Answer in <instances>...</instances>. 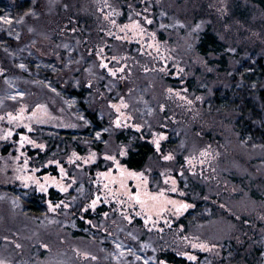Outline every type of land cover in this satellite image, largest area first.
<instances>
[{
  "label": "rangeland",
  "instance_id": "1",
  "mask_svg": "<svg viewBox=\"0 0 264 264\" xmlns=\"http://www.w3.org/2000/svg\"><path fill=\"white\" fill-rule=\"evenodd\" d=\"M206 29L225 43L227 65L198 51ZM0 48L27 73L0 83V264H173L161 251L194 264H264L261 7L251 0H0ZM69 85L90 87L87 101L101 107L106 124L93 137L82 132L90 121ZM112 127L148 136L157 155L136 170L122 162L129 144L113 135L102 152L90 146ZM60 129L79 130L73 139L87 150L64 152L57 137L45 165L58 174H41L28 151L45 148L40 132ZM100 158L109 167L88 176ZM52 187L65 196L32 216L22 189ZM103 204L108 210L96 216ZM191 208L188 225H178ZM89 209L95 217L85 229L80 219Z\"/></svg>",
  "mask_w": 264,
  "mask_h": 264
},
{
  "label": "trees",
  "instance_id": "2",
  "mask_svg": "<svg viewBox=\"0 0 264 264\" xmlns=\"http://www.w3.org/2000/svg\"><path fill=\"white\" fill-rule=\"evenodd\" d=\"M255 4H257L261 9L264 11V0H251ZM126 7V6H124ZM127 10V8H126ZM121 20H126V17H122ZM11 44L16 45L18 44L19 40H13L8 38ZM198 51L203 55H208L211 52L217 56H219L217 59H214L213 61H218L222 65L228 64L227 54L225 52L226 45L225 43L219 38L218 34L211 31L210 29H206L203 31L199 38L198 43ZM9 51V50H8ZM4 50V48H0V65L2 70L4 71L2 75L0 76V83L5 82L7 77L13 78L17 75H25L26 72L20 70L16 65H13L12 62V56L9 54V52ZM220 58V59H219ZM260 67L264 69V63L263 59L260 58ZM3 80V81H2ZM72 86V90H70V94L76 96L79 99V103L81 106V109L84 110L86 117L90 121V124L87 125V127L82 130V132L86 135H90L93 137V131L94 128H102L104 124H106L105 118H101L98 114V111L101 109L99 105H95L93 102L87 101L86 97L88 94V91L90 90V87L86 85H80V86ZM260 93L264 97V88L260 90ZM79 132V130L75 129H60L56 133H42V137L39 140L40 142L45 143V148H30L29 149V155L31 156V165L34 167H40L41 171L40 173H51V174H58V169L56 165L50 164L46 166L45 164L47 161H49L51 158L54 157L56 153H54V149L57 146V143L59 142L57 137L61 138L67 146L64 149L65 151H68V149L72 148L74 150H77L80 153H83L87 150L86 144L79 141V139H73V136ZM44 134V135H43ZM258 134H264V126L259 128ZM110 135H113L112 137H115L117 141L128 143L129 148L127 155L122 158V162L127 165L131 169L140 170L143 169L148 161L155 157L158 153L155 145L153 142L149 139L148 136L142 137L140 134L137 133V131L133 129H118V128H109L104 129L102 131V140L98 141L97 143H92L90 146L94 149H96L99 152H102V150L105 147L106 140L110 137ZM167 140L164 144H168ZM72 144V145H69ZM11 144H8L4 147H2V153H8L11 149ZM63 154V153H61ZM181 157V156H180ZM179 157V158H180ZM109 167L108 163L103 158H100L97 162L92 163L90 167H87L88 176L95 174L97 171L105 170ZM86 181V179H85ZM181 182L183 183V179H181ZM183 185V184H182ZM24 193H27V198L23 201V206L27 208V210L30 212L32 216L38 215L39 217L44 215V213H47V201L50 200L54 203L57 201L62 200L65 195L64 193H60L57 189L51 188L48 193H40L33 189H22ZM188 201H194L192 198L188 197ZM108 207L107 204L100 205L96 209V216H101L104 211H107ZM28 212V213H29ZM196 212V208H191L185 215L179 218L178 225L187 226L189 223V217L193 215ZM95 214V213H94ZM94 214L89 211H87L83 219H80L81 226L83 228L90 227V225H86V220H90L94 218ZM82 233V232H81ZM84 233V232H83ZM80 234V233H79ZM2 244V241L0 240V246ZM160 258L166 260L169 263L173 264H194L191 261H187L186 258L179 256L173 251H161ZM100 264V263H99Z\"/></svg>",
  "mask_w": 264,
  "mask_h": 264
},
{
  "label": "snow or ice",
  "instance_id": "3",
  "mask_svg": "<svg viewBox=\"0 0 264 264\" xmlns=\"http://www.w3.org/2000/svg\"><path fill=\"white\" fill-rule=\"evenodd\" d=\"M113 23H114V22H113ZM137 24H138V22H137ZM125 27H127V25H126ZM154 35H155V34L153 33V36H154ZM102 66H104V65H102ZM109 71H111V69H109ZM113 75H115V72H113ZM114 107H116V106L114 105ZM117 110H119V109H117ZM117 123H118V124L120 123L119 119H117ZM136 127H139V125H136ZM25 139H26V138H25ZM157 147H159L158 142H157ZM169 158H171V157H170V156L165 157V159H169ZM110 159H114V157H110ZM102 175H104V174H102ZM131 175H133V176H138V177H142V176H143V173H139V174H137V173H131ZM121 176H124V172H123V171L121 172ZM121 184H122V186H123V181H121ZM105 187H107V185H105ZM147 195H148V198H150V199H155V197L152 196L151 194H147ZM161 195H162V194H161ZM134 198H135L138 202H141L142 204L144 203V201L141 200V193H139V192L135 193V194H134ZM97 199H99V197H98ZM95 204H96V201H93V203H92V207H93V208L95 207ZM181 207L186 208V207H188V205L184 204V205H181ZM192 259H195V257H192Z\"/></svg>",
  "mask_w": 264,
  "mask_h": 264
}]
</instances>
